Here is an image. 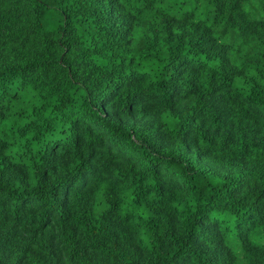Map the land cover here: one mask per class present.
Returning a JSON list of instances; mask_svg holds the SVG:
<instances>
[{"label":"trees","instance_id":"16d2710c","mask_svg":"<svg viewBox=\"0 0 264 264\" xmlns=\"http://www.w3.org/2000/svg\"><path fill=\"white\" fill-rule=\"evenodd\" d=\"M0 264H264V0H0Z\"/></svg>","mask_w":264,"mask_h":264}]
</instances>
